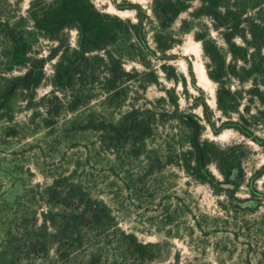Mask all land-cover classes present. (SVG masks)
I'll return each mask as SVG.
<instances>
[{
	"label": "rangeland",
	"instance_id": "rangeland-1",
	"mask_svg": "<svg viewBox=\"0 0 264 264\" xmlns=\"http://www.w3.org/2000/svg\"><path fill=\"white\" fill-rule=\"evenodd\" d=\"M93 1L97 7L132 21H136V9L123 7L129 3L138 4L151 15V0ZM28 2L8 0L4 8L14 17L25 13ZM190 11L182 12L172 26L174 38L181 40L167 51L174 58L139 54L140 60L155 70L158 83L145 84L148 69L140 61L127 60L125 69L134 68L137 79L124 83L117 97L107 102H103V77L88 82L85 88L94 94L93 99L72 111L64 95L55 92L60 102L53 98L49 78L54 57L44 64V79L31 101V88L15 86L9 101L0 106V264H264V123L254 128L261 143L232 127H221L226 116L217 107L214 78L222 79L232 89L238 88V81L229 76L232 66L228 46L212 21L192 18ZM184 18L196 27L200 23L208 26L217 46L213 61L207 59L201 42L192 33L178 31ZM151 35L148 30L146 40L153 47ZM75 40L72 30L71 46H75ZM54 45L39 38L32 42L28 54L44 57ZM163 64L173 69L166 72ZM198 64L204 69L201 81L193 69ZM4 65L0 52V68ZM190 67L201 90L192 85ZM23 71V67L15 66L5 76H19ZM177 72L184 76L185 85L166 76ZM197 96L212 110L216 132L205 120L201 106L194 105ZM247 96L241 106L245 116ZM133 105L155 113L152 131L144 139L132 136L127 126L118 123L122 113ZM255 106L250 102L249 111L254 112ZM190 112L199 118L200 139L221 147L235 146L232 152L240 165L232 170L228 182L214 161L204 167L203 182L181 166L180 154L189 148L181 116ZM236 116L233 114V119ZM54 180L58 190L71 188L74 192L83 186L103 198L120 230L144 243H158L144 249L150 259L132 254L124 236L112 227L114 222L88 232L84 238L91 239L70 252L64 249L69 245L57 243L48 231L35 234L30 243H21L20 219L37 227L41 212H56V199L44 192Z\"/></svg>",
	"mask_w": 264,
	"mask_h": 264
},
{
	"label": "trees",
	"instance_id": "trees-1",
	"mask_svg": "<svg viewBox=\"0 0 264 264\" xmlns=\"http://www.w3.org/2000/svg\"><path fill=\"white\" fill-rule=\"evenodd\" d=\"M7 1L0 0V52L5 58L4 67L0 68V106L9 101L16 85L23 87V90L31 88V101L44 79V64L54 57L56 60L49 78L53 98L60 102L55 92L64 95L72 111L93 99L94 94L85 88L88 82L103 77V102H107L117 97L124 83L137 79L138 73L134 68L125 69L123 64L127 60L140 61L148 69L145 74L149 78L145 84L158 83L155 70L148 62L140 60L139 54L163 60L174 58L167 51L181 40L174 38L172 26L182 12L191 9L192 18L205 17L212 21L213 28L228 46L232 66L229 76L238 81V88L232 89L222 79L214 78L217 82V107L226 116L221 127H232L257 143L262 142L254 134V128L264 123V0H196L195 5L194 0H151V15L138 4L123 6L136 9V21L109 13L97 7L93 0H29L25 13L13 17L4 8ZM199 26L184 18L180 21L178 31L192 33L193 38L201 42L207 59L213 61L217 47L215 40L210 37L205 23ZM72 30L76 32L75 46L70 44ZM148 30L152 32L153 47L146 40ZM39 38L54 42L55 45L46 56L33 58L28 52L32 42ZM15 66L23 67V73L14 77L5 76V72ZM168 68L173 69L171 65L163 64V70L167 72ZM190 75L193 87L201 90L195 84L191 67ZM166 76L184 85L186 83L180 72ZM246 84L248 87L244 88ZM245 94L248 95V102L244 105L248 116L241 111ZM200 99L197 96L194 105L201 106L205 120L216 132L212 110L204 99ZM41 100L44 103L45 96ZM250 102L256 103L254 112L249 111ZM47 104L52 105L50 97L47 98ZM233 114H237L235 119ZM154 115L150 108L141 109L133 105L122 113L118 123L127 126L126 130L132 136L139 135L144 139L152 131L151 118ZM161 115L168 116L164 113ZM198 119L191 112L181 116L189 142V148L180 154L181 166L203 182L206 172L204 167L214 161L224 174V181L228 182L232 170L240 165L238 156L232 152L235 146L221 147L214 141L200 139L201 124ZM48 122L52 123V120ZM57 187V181L54 180L44 191L56 199L55 213H50L51 209L41 212L42 220L37 227L20 219L18 230L21 243H30L35 234L43 235L44 231H48L53 240L59 241L57 243L69 245L64 249L70 252L91 239L84 238L88 232L91 233L105 222H114L110 207L103 198L92 195L83 186H78L74 192L71 188L58 190ZM49 227L54 230H49ZM112 227L124 236V244L132 254L139 255L143 260L150 259L146 258L145 248L158 246V243H144L134 234L125 233L116 222ZM37 229L39 232H36ZM35 240L38 242L39 237Z\"/></svg>",
	"mask_w": 264,
	"mask_h": 264
},
{
	"label": "bare ground",
	"instance_id": "bare-ground-1",
	"mask_svg": "<svg viewBox=\"0 0 264 264\" xmlns=\"http://www.w3.org/2000/svg\"><path fill=\"white\" fill-rule=\"evenodd\" d=\"M193 69L195 71V74H196L198 80L201 81L203 78V75H204V69L202 68V66L200 64H198V66L194 65Z\"/></svg>",
	"mask_w": 264,
	"mask_h": 264
}]
</instances>
